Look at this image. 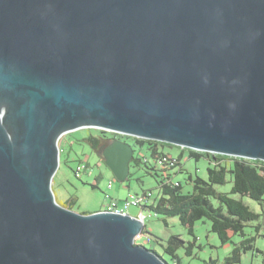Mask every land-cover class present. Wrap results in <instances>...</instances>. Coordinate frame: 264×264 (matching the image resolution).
Returning a JSON list of instances; mask_svg holds the SVG:
<instances>
[{"label": "water", "instance_id": "obj_1", "mask_svg": "<svg viewBox=\"0 0 264 264\" xmlns=\"http://www.w3.org/2000/svg\"><path fill=\"white\" fill-rule=\"evenodd\" d=\"M1 112L0 264H167L134 245L143 209L56 202L59 138L264 161V0H0ZM101 153L125 182L133 147Z\"/></svg>", "mask_w": 264, "mask_h": 264}, {"label": "rangeland", "instance_id": "obj_2", "mask_svg": "<svg viewBox=\"0 0 264 264\" xmlns=\"http://www.w3.org/2000/svg\"><path fill=\"white\" fill-rule=\"evenodd\" d=\"M96 130L79 129L60 137L57 144L59 164L51 184L58 202L64 203L73 200L71 211L82 214L94 213L99 211L102 206L104 209L106 206L105 195L107 194L118 201H122L129 195L141 197L144 193H149L151 196L149 201L156 200L159 196L158 178L146 174L142 163L137 167L131 161L130 176L125 182H119L99 155L88 144L81 141L82 138L90 133H95ZM126 141L132 145L131 140ZM160 149L174 158H178L181 153L183 154L180 159L182 171L174 175L173 180L182 184L184 192H189L192 189V184L186 180L188 176L206 178V169L211 166L207 159L202 157L198 160L189 158L188 152H183L184 148L176 145L164 146ZM133 151V158L140 160L149 158V151L145 144L133 146ZM80 162L88 165L89 168L82 172L80 178H77L74 170ZM158 173L160 174L159 171ZM110 183L112 188L109 189ZM231 187L230 176H227V183L215 188L219 192L229 193ZM232 197L240 198L237 195H232ZM243 201L251 210L261 215L258 221H253L246 227L247 237L256 236V226L259 223L261 224L260 234H264V206L261 207L257 202L246 197L243 198ZM140 208V206L130 207L127 213L131 217H138ZM143 216L144 233L135 242L147 250L155 251L167 264H172L173 260L163 252L157 240L165 243L173 235L180 236L185 241V247L177 251L182 264H224L226 257L231 255L233 248L242 240L241 237L234 236L232 242L222 244L217 235L211 232V224L208 220L195 222L192 233H189L188 229L180 224L178 218H166L155 215L154 212L148 210L143 212ZM260 234L256 236L254 243L260 253L252 251L243 253L240 262L234 264H264V237ZM189 243H193L190 256L186 254Z\"/></svg>", "mask_w": 264, "mask_h": 264}, {"label": "trees", "instance_id": "obj_3", "mask_svg": "<svg viewBox=\"0 0 264 264\" xmlns=\"http://www.w3.org/2000/svg\"><path fill=\"white\" fill-rule=\"evenodd\" d=\"M115 137L124 142L131 140L132 147L147 145L149 158H144L143 160L133 158L132 161L137 167L142 163L146 174L158 178L157 189L159 196L156 200L150 202V194L144 193L141 196L142 203L140 206L143 212L148 210L154 212L155 215H161L166 218H178L180 224L186 227L189 233H192L195 222L208 220L211 224V232L217 235L222 244L232 242L234 236L241 237L242 240L233 248L231 255L226 257L224 264L239 263L241 255L248 251L260 253L254 243L256 236L260 234L261 224L259 223L256 226V236L247 237L245 229L249 223L258 221L261 215L251 210L245 204L243 198H249L257 202L261 207L264 206V161L237 157L229 158L225 155L197 152L184 148L183 152L187 151L189 158L198 160L202 157L211 164L206 169V178L198 176L187 177L186 180L192 184V189L189 192H184L182 184L173 180L174 175L182 171L180 159L183 154L181 153L178 158H174L160 149L164 146H171L170 144L130 136H119L101 130L90 133L82 138L81 141L88 144L104 161L101 151ZM79 164L82 163L80 162ZM84 166L85 170L89 168L88 165L84 164ZM177 168L178 170H176ZM227 176H230V181L232 182L230 192H219L215 187L226 184ZM232 195H237L240 198H234ZM55 200L60 206L71 210L73 200L64 203L58 202L56 197ZM260 235L264 237V234ZM159 241L157 240V243L162 247L163 252L173 260L172 264H182L177 251L185 247V241L178 235L171 236L165 243ZM134 245L138 244L135 242ZM192 246L193 243H189L187 247L186 254L189 256L192 253Z\"/></svg>", "mask_w": 264, "mask_h": 264}, {"label": "built area", "instance_id": "obj_4", "mask_svg": "<svg viewBox=\"0 0 264 264\" xmlns=\"http://www.w3.org/2000/svg\"><path fill=\"white\" fill-rule=\"evenodd\" d=\"M84 170H85L84 164H78L74 171L75 176L77 178H80V175L82 174V172H84ZM108 188L109 189L112 188L111 183L108 185ZM105 200H106V206L102 211L116 213L120 215H129L127 212L130 207L141 206V203H142V198L137 195L136 196L129 195L122 201H118V200H114L113 198L110 197V195L107 194L105 195ZM143 219H144V216H143ZM139 238L140 236H137L135 241L138 240Z\"/></svg>", "mask_w": 264, "mask_h": 264}, {"label": "crops", "instance_id": "obj_5", "mask_svg": "<svg viewBox=\"0 0 264 264\" xmlns=\"http://www.w3.org/2000/svg\"><path fill=\"white\" fill-rule=\"evenodd\" d=\"M111 197V196H110ZM111 198H113V197H111ZM114 200H116L115 198H113ZM102 209H103V206H102V208L99 210V211H102ZM95 212H98V211H95Z\"/></svg>", "mask_w": 264, "mask_h": 264}, {"label": "bare ground", "instance_id": "obj_6", "mask_svg": "<svg viewBox=\"0 0 264 264\" xmlns=\"http://www.w3.org/2000/svg\"><path fill=\"white\" fill-rule=\"evenodd\" d=\"M2 115H3V113L1 112V113H0V120H1ZM62 134H63V133H62ZM59 139H60V138H59Z\"/></svg>", "mask_w": 264, "mask_h": 264}, {"label": "flooded vegetation", "instance_id": "obj_7", "mask_svg": "<svg viewBox=\"0 0 264 264\" xmlns=\"http://www.w3.org/2000/svg\"><path fill=\"white\" fill-rule=\"evenodd\" d=\"M118 137H115V139H117Z\"/></svg>", "mask_w": 264, "mask_h": 264}, {"label": "clouds", "instance_id": "obj_8", "mask_svg": "<svg viewBox=\"0 0 264 264\" xmlns=\"http://www.w3.org/2000/svg\"><path fill=\"white\" fill-rule=\"evenodd\" d=\"M142 209V208H141Z\"/></svg>", "mask_w": 264, "mask_h": 264}]
</instances>
